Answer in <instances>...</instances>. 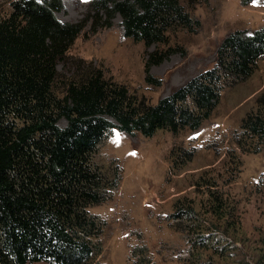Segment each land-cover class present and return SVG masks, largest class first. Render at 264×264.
Listing matches in <instances>:
<instances>
[{
  "label": "trees",
  "instance_id": "trees-1",
  "mask_svg": "<svg viewBox=\"0 0 264 264\" xmlns=\"http://www.w3.org/2000/svg\"><path fill=\"white\" fill-rule=\"evenodd\" d=\"M259 4L264 6V0ZM62 8L63 0H9L0 15V264H99L107 222L89 208L110 200L122 180L116 159L107 166L97 160L101 144L114 129L145 138L159 131L175 137L198 130L212 116L225 88L249 79L264 61V27L237 29L221 40L211 67L151 104L81 60L70 62L68 73L56 66L65 63L66 53L91 19L97 27L110 25L118 15L124 38L145 46L166 45L167 33L193 31L198 24L182 3L90 0L84 18L74 23L57 17ZM177 50H155L147 65ZM145 82L161 84L150 74ZM61 119L64 126L58 123ZM231 141L232 156L238 149L261 151L264 90ZM194 152L171 149L174 171L192 161ZM259 178L253 189L261 191L264 175ZM201 184L211 205L206 212L219 218L224 203L216 194L217 183ZM173 211L169 217L175 218V225L184 222V259L204 264L203 252L220 243L223 236L216 232L222 228L212 226L206 212L186 199L176 202ZM187 248L194 249L191 256ZM132 250L137 263L152 264L143 243Z\"/></svg>",
  "mask_w": 264,
  "mask_h": 264
},
{
  "label": "rangeland",
  "instance_id": "rangeland-1",
  "mask_svg": "<svg viewBox=\"0 0 264 264\" xmlns=\"http://www.w3.org/2000/svg\"><path fill=\"white\" fill-rule=\"evenodd\" d=\"M8 1H0V15L8 9ZM89 1L63 0L57 17L64 22H78L87 13ZM179 1L198 22L193 31H171L167 33L168 44L145 46L122 36L118 15L110 20V25L97 27L91 19L66 53L65 63L57 64V70L68 73V64L81 60L124 84L130 93L154 104L211 67L217 47L226 35L237 29L253 31L264 27V6L259 0ZM168 48L178 50L159 63L147 65L152 52ZM146 74L161 80V84L146 83ZM263 90L264 61H261L249 79L225 88L212 116L194 132L185 131L174 137L159 131L154 137L145 138L113 130L99 147L97 160L107 166L116 159L122 180L110 200L89 208L107 222L99 264H140L132 248L141 243L152 256V264H189V259H184L185 233L180 231L184 222L175 225V218L169 216L174 213L173 205L183 199L195 205L200 213L209 210L210 200L201 184L204 180L217 183L216 194L224 203L219 218L210 212L205 215L212 226L228 229L217 230L223 237L220 243H214L216 247L203 252V263L264 264V189H253L260 175H264V146L258 153L238 149L234 156L231 149L241 119L254 109L255 98ZM58 123L64 126L66 121L61 119ZM117 135L119 144L115 142ZM181 147L195 148V156L181 171L175 168L179 173L174 174L170 150L174 148L175 153ZM243 147L251 148L248 144ZM187 250L190 256L194 252L191 248Z\"/></svg>",
  "mask_w": 264,
  "mask_h": 264
},
{
  "label": "snow or ice",
  "instance_id": "snow-or-ice-1",
  "mask_svg": "<svg viewBox=\"0 0 264 264\" xmlns=\"http://www.w3.org/2000/svg\"><path fill=\"white\" fill-rule=\"evenodd\" d=\"M115 142H116L117 144L120 143V136H119V135H117V137H116V139H115Z\"/></svg>",
  "mask_w": 264,
  "mask_h": 264
}]
</instances>
